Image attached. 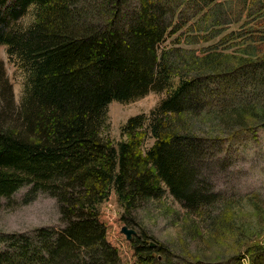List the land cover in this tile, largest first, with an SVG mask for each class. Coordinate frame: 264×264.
Listing matches in <instances>:
<instances>
[{
    "label": "trees",
    "instance_id": "obj_1",
    "mask_svg": "<svg viewBox=\"0 0 264 264\" xmlns=\"http://www.w3.org/2000/svg\"><path fill=\"white\" fill-rule=\"evenodd\" d=\"M127 1L0 0V46L25 73L15 105L0 60V200L29 187L23 203L47 194L65 224L1 235L0 264H124L129 254L130 264H240L239 255L189 263L142 232L110 238L98 208L113 191L120 221L139 226L136 208L168 192L195 217L191 234L202 222L208 234H244L230 205L212 218L218 195L195 166L226 138L264 128V0ZM208 43L202 57L185 48ZM164 90L118 142L104 135L110 103ZM245 254L264 264V244Z\"/></svg>",
    "mask_w": 264,
    "mask_h": 264
},
{
    "label": "rangeland",
    "instance_id": "obj_2",
    "mask_svg": "<svg viewBox=\"0 0 264 264\" xmlns=\"http://www.w3.org/2000/svg\"><path fill=\"white\" fill-rule=\"evenodd\" d=\"M126 4L130 8L133 1L129 0ZM31 20L29 12L22 19V24L27 25ZM239 26L240 24L231 25L229 31H235ZM180 33L172 35L161 48L170 46V42ZM209 45L211 43L185 48L202 57L203 49ZM233 51L230 49L226 53L233 54ZM0 60L4 62L6 75L12 85L14 103L19 105L25 90V73L18 62L8 59L4 46H0ZM167 94V90L150 92L128 102L110 103L106 108L107 127L104 135L114 143L118 142L121 127L129 118L141 114L148 115ZM226 140L224 146L222 144L219 148L220 154L204 159L203 165L201 161L195 168L203 178V185L207 184L208 188L218 195L216 201L209 205H213L208 210L212 218L221 213L222 205L227 204L235 211L237 219L241 217L244 221V234L237 233L239 239H235L234 232L224 234V238L217 233L208 234L207 229H204L207 223L203 222L199 234H191V227H199L195 217L188 215L168 192L158 200H149L137 207L131 218H134L135 224L139 226H127L120 221L123 210L113 191L108 200L98 208L101 221L107 227L108 237L115 239L117 234L124 237L120 229L127 226L135 230L137 235L145 233L150 244L163 245L173 255L187 258L189 263L199 257L225 262L232 256L239 255L240 264H249L245 254L246 246L255 242L264 244V128L236 134L232 139ZM150 143L151 141L148 145ZM28 190L29 187H24L9 200H0V236L32 235L41 228H54L59 231L65 227L60 221L56 200L47 194H38L33 201L24 204ZM186 223L189 226H186ZM4 248L5 245L0 243V250ZM129 256L130 254L126 257V263L123 261L124 264H130Z\"/></svg>",
    "mask_w": 264,
    "mask_h": 264
},
{
    "label": "water",
    "instance_id": "obj_3",
    "mask_svg": "<svg viewBox=\"0 0 264 264\" xmlns=\"http://www.w3.org/2000/svg\"><path fill=\"white\" fill-rule=\"evenodd\" d=\"M120 233L121 235L124 236L125 240L127 242H131L133 240V238L137 235L136 231L133 230V229H130L128 228L127 226H123L121 229H120ZM154 244L151 243L150 244V247H153Z\"/></svg>",
    "mask_w": 264,
    "mask_h": 264
}]
</instances>
